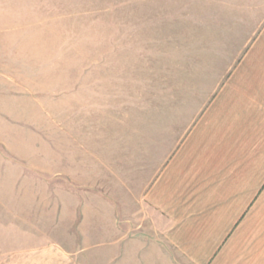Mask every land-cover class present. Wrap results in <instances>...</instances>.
<instances>
[{
    "label": "rangeland",
    "instance_id": "obj_1",
    "mask_svg": "<svg viewBox=\"0 0 264 264\" xmlns=\"http://www.w3.org/2000/svg\"><path fill=\"white\" fill-rule=\"evenodd\" d=\"M231 4L0 0V264L76 248L94 228L79 227L81 208L116 222L122 201L133 219L150 160L229 66L214 47Z\"/></svg>",
    "mask_w": 264,
    "mask_h": 264
},
{
    "label": "crops",
    "instance_id": "obj_2",
    "mask_svg": "<svg viewBox=\"0 0 264 264\" xmlns=\"http://www.w3.org/2000/svg\"><path fill=\"white\" fill-rule=\"evenodd\" d=\"M226 18L214 53L229 66L172 151L150 160L132 222L122 201L116 222L84 207L79 227L94 228L76 248L9 263L264 264V0H233Z\"/></svg>",
    "mask_w": 264,
    "mask_h": 264
}]
</instances>
